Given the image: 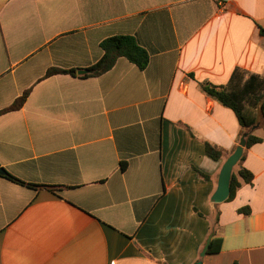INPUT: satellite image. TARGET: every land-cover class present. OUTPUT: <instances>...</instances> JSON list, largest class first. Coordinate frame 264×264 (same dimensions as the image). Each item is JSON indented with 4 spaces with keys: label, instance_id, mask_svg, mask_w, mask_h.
Instances as JSON below:
<instances>
[{
    "label": "crops",
    "instance_id": "0c3cea01",
    "mask_svg": "<svg viewBox=\"0 0 264 264\" xmlns=\"http://www.w3.org/2000/svg\"><path fill=\"white\" fill-rule=\"evenodd\" d=\"M260 28L264 0H0V111L30 90L0 115V167L58 187L0 177V264H195L210 234L223 247L202 264H264V131L244 149L252 182L213 203L241 127L201 87L264 77ZM115 35L146 69L120 58L96 78H44L94 64Z\"/></svg>",
    "mask_w": 264,
    "mask_h": 264
},
{
    "label": "trees",
    "instance_id": "16d2710c",
    "mask_svg": "<svg viewBox=\"0 0 264 264\" xmlns=\"http://www.w3.org/2000/svg\"><path fill=\"white\" fill-rule=\"evenodd\" d=\"M259 31L260 34L264 35V29L260 28ZM99 47L102 51V56L94 64L85 68L89 70V73L78 75L77 69L51 67L47 69L44 78L55 75L96 78L112 70L120 58L126 59L139 70L146 69L150 61L149 53L138 44L133 36H111L102 40ZM201 87L208 97L234 112L241 127L240 138L244 133L250 131V129L256 125L264 131V77L250 75L247 79H244V73L236 69L226 87H218L211 84H202ZM29 93L30 90L24 91L8 107L1 110L0 115L20 110L24 106ZM262 141L263 139L253 134V132L249 133L246 138L245 150ZM203 144L206 156L214 161H219L226 155V151L218 145H214L207 141ZM244 158L245 151L232 174L230 194L226 201H231L235 197L237 189L241 186V181L239 179L246 184H250L253 180V174L242 165ZM126 168L127 162H120V170L123 172ZM199 173L203 178H208L203 173ZM0 177H4L13 183L29 187L33 190L45 187L52 193L58 192V187L56 186L26 183L9 173L5 176L0 175ZM238 212L249 215L250 209L247 207L241 208ZM222 247L223 238L214 234L207 254H217L222 250Z\"/></svg>",
    "mask_w": 264,
    "mask_h": 264
},
{
    "label": "water",
    "instance_id": "95a60500",
    "mask_svg": "<svg viewBox=\"0 0 264 264\" xmlns=\"http://www.w3.org/2000/svg\"><path fill=\"white\" fill-rule=\"evenodd\" d=\"M78 75H85L89 73V70L84 69V70H78L77 71ZM258 126H253L250 131L244 133L241 138L239 139V143L235 150L233 151L232 154H230L226 160L224 161L222 168L220 170L219 176H218V182H217V189L215 193L213 194L211 201L213 203H223L225 202L230 194V184H231V179H232V174L234 172L235 167L241 160L244 149L246 146V138L251 133L253 130H255ZM8 172L0 167V175L5 176L7 175ZM213 234H210L206 240V243L200 252V260L197 261L195 264H202V258L207 255L209 247H210V242L212 239Z\"/></svg>",
    "mask_w": 264,
    "mask_h": 264
}]
</instances>
